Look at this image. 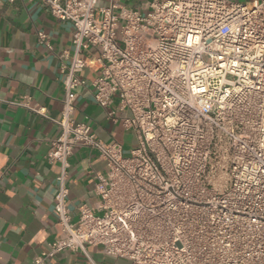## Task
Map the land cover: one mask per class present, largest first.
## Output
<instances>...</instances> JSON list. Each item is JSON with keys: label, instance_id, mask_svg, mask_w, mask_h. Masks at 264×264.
I'll list each match as a JSON object with an SVG mask.
<instances>
[{"label": "built area", "instance_id": "1", "mask_svg": "<svg viewBox=\"0 0 264 264\" xmlns=\"http://www.w3.org/2000/svg\"><path fill=\"white\" fill-rule=\"evenodd\" d=\"M38 1L73 34L47 153L58 165L59 235L33 264L88 246L129 264H264V0H150L145 11ZM91 49L97 58L83 56ZM95 65V104L136 137L128 156L73 118L78 75ZM78 146L107 172L94 175L95 206L73 222L68 160Z\"/></svg>", "mask_w": 264, "mask_h": 264}, {"label": "crops", "instance_id": "2", "mask_svg": "<svg viewBox=\"0 0 264 264\" xmlns=\"http://www.w3.org/2000/svg\"><path fill=\"white\" fill-rule=\"evenodd\" d=\"M149 1L121 3L145 11ZM106 5L107 0H98V6ZM37 32L46 35L51 50L38 43ZM72 34V25L53 18L38 0H0V264H33L59 235L53 211L58 165L47 161V153L60 133L53 121L61 117L62 70L72 54ZM83 56L98 54L91 49ZM98 75V65L79 73L84 85L75 91L74 120L89 125L102 142H117L123 152L135 148L134 133L95 104L92 83ZM40 108L45 117L32 112ZM68 161V208L74 222L79 207L97 203L94 175H105L107 168L97 152L80 146ZM86 253L65 251L44 264H129L105 256L99 247L88 246Z\"/></svg>", "mask_w": 264, "mask_h": 264}, {"label": "rangeland", "instance_id": "3", "mask_svg": "<svg viewBox=\"0 0 264 264\" xmlns=\"http://www.w3.org/2000/svg\"><path fill=\"white\" fill-rule=\"evenodd\" d=\"M227 1L235 2V3H245L246 2V0H227ZM133 148H134V146L129 147V149H128V147H125L124 148V155L128 156L130 149H133Z\"/></svg>", "mask_w": 264, "mask_h": 264}]
</instances>
